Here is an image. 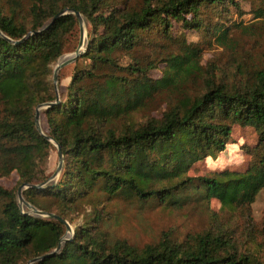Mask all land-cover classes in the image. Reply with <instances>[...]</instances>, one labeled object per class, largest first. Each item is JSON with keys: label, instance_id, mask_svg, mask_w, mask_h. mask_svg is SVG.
<instances>
[{"label": "trees", "instance_id": "obj_1", "mask_svg": "<svg viewBox=\"0 0 264 264\" xmlns=\"http://www.w3.org/2000/svg\"><path fill=\"white\" fill-rule=\"evenodd\" d=\"M242 1L142 0L139 7H130L110 6L108 0H30L25 10L21 5L7 12L0 7V179L16 173L19 185L45 183L52 139L64 160L58 182L43 190L28 188L23 195L46 213L38 200L51 197L59 206L55 215L66 222L80 203L101 201L99 196L96 220L106 203L119 200L157 201L180 209L189 201L186 192L216 199L225 210L249 208L264 189V69L253 72L245 84L230 86L214 75L204 76L200 51L190 49L184 58L167 60L170 69L157 82L172 88L167 109L160 117L137 122L133 116L154 91L151 68L120 65L150 42V34L171 38L176 25L184 32H209L217 46L227 47L232 30L243 24L213 25L208 14L221 17L233 9L242 17ZM71 11L91 26L81 55L90 68L76 69L57 101L53 66L78 42L79 20ZM255 18L264 20V7ZM192 78L203 80L197 92L187 90ZM44 104L51 105L43 111L48 125L43 135L35 111ZM234 124L251 126L259 136V158L244 173L186 176L161 188L157 184L164 171H156L146 186L137 178V163L154 169L159 153L166 163L174 160L172 178L183 165L188 169L215 157L229 144ZM66 230L59 219L24 212L16 193L0 185V264H29L36 258L41 259L33 264H264V258L239 249L224 229L183 241L163 235L158 244L143 249L125 240L110 241L88 227L77 228L72 239L62 242Z\"/></svg>", "mask_w": 264, "mask_h": 264}, {"label": "rangeland", "instance_id": "obj_2", "mask_svg": "<svg viewBox=\"0 0 264 264\" xmlns=\"http://www.w3.org/2000/svg\"><path fill=\"white\" fill-rule=\"evenodd\" d=\"M124 3L130 7H139L142 0H108L110 6ZM16 5H21L25 10L29 7L30 0H0V7L6 12ZM241 7L244 13L242 17L233 9L228 14H222L221 17H218L213 11L208 14L209 20L207 22L213 25L224 24L227 27L239 22L243 24L244 27L232 30L230 34L231 44L227 47L217 46L213 35H210L209 32H184L179 25H176L171 38H165L162 34L153 32L147 37L149 43L138 47L132 56L120 60L122 67H136L135 64H139L143 68L148 66L151 68L148 74L154 85V91L144 109L133 116L135 121L140 122L147 117H160L167 109L168 101L172 98V88L166 89V87L157 86V82L163 78L164 71L170 69L167 60L177 55L184 58L191 51L190 49L200 51L204 76L214 75L218 82H224L230 86L243 85L249 80L253 72L264 69V20L255 18L256 10L264 7V0H245L241 2ZM242 28L245 29L242 30ZM90 29L88 20L82 15V22L79 23L78 27V42L75 43L74 41L69 51L54 64L53 74L56 66L66 61L62 60L63 57H70L69 59H71L75 56L81 41V31L84 34L82 51H86ZM183 40H185V45ZM83 68L89 69L90 62L83 60L80 56L76 61L60 69L57 85L59 100H61L62 94L66 93V88L70 84L75 70ZM192 80H189L187 90L197 92L199 86L203 84V80L196 78H192ZM46 108H40V129H37L43 135L48 131L46 117L43 114ZM53 145L54 149L50 152L46 165L47 180L40 190L56 184L59 180L60 173L55 176L59 165L58 150L54 143ZM158 155L160 161L154 169H146L145 164L139 162L135 166L138 168L137 178L140 179L143 186L147 185V180L151 179L156 171L160 173L164 171L165 174H160L157 184L159 188L174 185L186 176L210 177L226 171L244 173L259 158V136L251 126L234 124L231 140L223 152L215 157L200 160L188 169L183 165L182 172L173 178L169 177V174L174 167V160L166 163L163 154L159 153ZM0 185L8 190H13L19 203L18 191L21 185H19V177L16 173L1 178ZM27 189L25 187L22 191L24 200L23 192ZM186 195L190 196L189 201L180 209L165 207L157 201L148 204L134 200L106 203L99 220H96L97 212L101 209L100 204L103 198L99 196L101 201L82 202L72 214L71 220H67L70 231L66 230L64 240L72 239L77 228L88 227L93 232L100 231L110 241L125 240L132 246L143 249L147 245L158 244L163 235H168L176 241H183L189 236L209 229L213 231L224 229L232 235L239 249L250 251L261 259L264 258V249L261 247V244H264V189L260 191L249 208H237L235 210L223 209L221 203L216 199L203 200L198 198L195 192H191V194L186 192ZM38 203L42 208L49 210L51 214H56L59 211V206L51 197L43 196L38 200ZM20 207L24 212L35 217L50 218L34 214L33 210L24 204H20Z\"/></svg>", "mask_w": 264, "mask_h": 264}, {"label": "water", "instance_id": "obj_3", "mask_svg": "<svg viewBox=\"0 0 264 264\" xmlns=\"http://www.w3.org/2000/svg\"><path fill=\"white\" fill-rule=\"evenodd\" d=\"M68 12V11H67ZM76 17L77 19L79 20V23L82 22V15L77 12V11H71ZM65 12H62L61 14H64ZM60 14V15H61ZM83 40H84V34L83 32L81 31V41H80V45L78 47V49L76 50L75 52V56L71 59H67L66 61H63L61 63H59L55 70H54V74H53V83H54V87H55V90H56V95H57V101H60L59 100V94H58V73L60 71V69L62 67H64L65 65L69 64V63H72L74 61L77 60V58H79L85 51H82V47H83ZM86 50V49H85ZM51 104H44V105H40L38 106V108L36 109L35 111V124H36V128L39 130L40 129V126H39V120H40V108L41 107H49ZM47 139H50L49 137L45 136ZM50 141L52 143H54L57 147V150H58V157H59V165H58V168H57V171L55 173V176L58 175L62 168H63V153H62V150H61V147L59 146V144H57L56 142H54L52 139H50ZM44 184H41V185H28V184H23L21 185V187L19 188V191H18V198H19V205L20 204H24L26 205L28 208L32 209L33 210V213L34 214H37V215H42V216H47V217H50V218H56V219H59L62 223H64L66 225V228H67V231H70V225L65 221L63 220L62 218H59L57 215L55 214H50V213H46V212H43V211H40L36 208H34L32 205H30L29 203H27L23 197H22V191L25 187L27 188H37V189H40L43 187ZM64 238L62 239V242H64ZM62 246V243L60 244V246L56 249V252L60 250ZM49 256V255H47ZM44 258V257H42ZM41 258H36V259H33L32 261L29 262V264H33L37 261H39Z\"/></svg>", "mask_w": 264, "mask_h": 264}, {"label": "bare ground", "instance_id": "obj_4", "mask_svg": "<svg viewBox=\"0 0 264 264\" xmlns=\"http://www.w3.org/2000/svg\"><path fill=\"white\" fill-rule=\"evenodd\" d=\"M83 48V47H82ZM70 57H63V59L62 60H67V59H69ZM65 239V238H64Z\"/></svg>", "mask_w": 264, "mask_h": 264}]
</instances>
